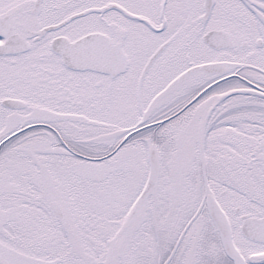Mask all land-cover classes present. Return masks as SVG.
<instances>
[{
    "label": "snow or ice",
    "instance_id": "snow-or-ice-1",
    "mask_svg": "<svg viewBox=\"0 0 264 264\" xmlns=\"http://www.w3.org/2000/svg\"><path fill=\"white\" fill-rule=\"evenodd\" d=\"M0 264H264V0H0Z\"/></svg>",
    "mask_w": 264,
    "mask_h": 264
}]
</instances>
